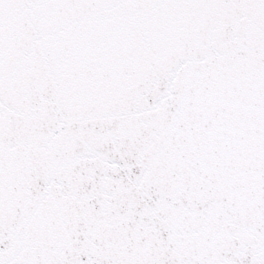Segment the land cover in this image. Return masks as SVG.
I'll return each mask as SVG.
<instances>
[{"label":"snow or ice","instance_id":"1","mask_svg":"<svg viewBox=\"0 0 264 264\" xmlns=\"http://www.w3.org/2000/svg\"><path fill=\"white\" fill-rule=\"evenodd\" d=\"M0 264H264V0H0Z\"/></svg>","mask_w":264,"mask_h":264}]
</instances>
